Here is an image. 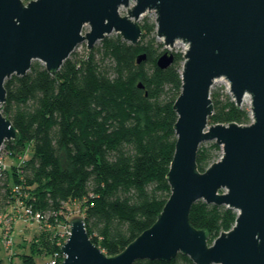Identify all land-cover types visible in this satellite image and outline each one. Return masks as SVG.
<instances>
[{
    "label": "water",
    "instance_id": "95a60500",
    "mask_svg": "<svg viewBox=\"0 0 264 264\" xmlns=\"http://www.w3.org/2000/svg\"><path fill=\"white\" fill-rule=\"evenodd\" d=\"M151 11L165 47L157 66L171 64L176 42L185 46L172 105L176 140L165 174L170 194L152 225L116 254H106L89 237L83 217L72 216L59 264L168 262L178 254L193 264H264V0H0V150L19 138L2 112L5 79L25 75L33 60L55 75L79 43L90 50L112 32L136 44L139 19ZM84 25L89 30L82 33ZM145 58L139 54L136 63ZM218 78L236 105L249 96L248 124L209 123L210 88ZM208 141L221 147V155L200 171L197 151ZM199 199L237 212L232 227L210 244L206 230L189 221Z\"/></svg>",
    "mask_w": 264,
    "mask_h": 264
},
{
    "label": "trees",
    "instance_id": "16d2710c",
    "mask_svg": "<svg viewBox=\"0 0 264 264\" xmlns=\"http://www.w3.org/2000/svg\"><path fill=\"white\" fill-rule=\"evenodd\" d=\"M146 20L136 44L110 34L82 56L71 53L55 75L33 60L25 75L5 79L2 112L19 138L5 141L1 151L19 161L0 170V215L14 217L15 206L26 207L39 227L29 253L20 255L22 264H37L35 256L50 260L55 253L60 263L64 238L59 233L73 216L72 203L91 240L106 254H116L152 225L167 200L165 174L176 140L172 105L184 58L172 50L171 64L159 68L156 60L165 49L154 21ZM142 53L145 60L136 63ZM210 97L209 123L251 121L249 111L221 89ZM220 151L213 141L202 143L198 169L203 171ZM236 216L232 208L199 199L189 221L206 230L210 244ZM133 264L193 262L178 254L168 262L139 259Z\"/></svg>",
    "mask_w": 264,
    "mask_h": 264
},
{
    "label": "rangeland",
    "instance_id": "374dc122",
    "mask_svg": "<svg viewBox=\"0 0 264 264\" xmlns=\"http://www.w3.org/2000/svg\"><path fill=\"white\" fill-rule=\"evenodd\" d=\"M120 13L124 14L125 8L120 7ZM154 18H155V14L153 11L146 12L140 17L139 23L145 22L146 19H148L146 20V22L154 21ZM87 30H89V26L84 25L82 28V33H84ZM110 34H115V32H112ZM157 40L161 41L158 38ZM99 41L95 42L94 45L98 44ZM162 49H165V47L163 46ZM184 49H185V46L181 42H176L174 46L171 48V50L173 51H180V52H183ZM87 51L89 50H87L86 48V42L82 41L74 48L72 54L76 56H82ZM218 89H221V91H223L224 93L229 94L227 82L223 78H218L213 82L210 88V92L213 90H218ZM240 106L247 109L250 115L249 96H244L242 100V104ZM208 142H211V141H208ZM204 143H207V142H204ZM29 153L28 152L24 153V156L26 155L27 157L28 155H30ZM220 155H221V151L218 153V157L216 158V160L220 157ZM18 161H19L18 157L9 156L6 152H4L3 150L2 151L0 150V164L2 165V167L8 168L9 170L10 166L14 163H17ZM20 209L21 207L15 206L13 208V213H12L14 217L12 216L7 217L8 222H9L8 223L9 227L7 230L8 236L10 237L9 245L5 244L4 242L3 231H2V228H3L2 220L3 219L0 218V264H22L20 255L24 253H29L30 246H31L30 240L33 238L36 232H39L38 231L39 227L35 220H32L28 216L18 215ZM69 211L72 212L73 216L79 215L77 203H72V205L69 206ZM0 216L4 217L3 215H0ZM62 229L63 231L59 233V237H61V239L64 238V241H65L67 234H68L67 232L69 230V225L67 224V226H65ZM48 231L50 230L48 229ZM34 260L37 264H44L48 260V256H35Z\"/></svg>",
    "mask_w": 264,
    "mask_h": 264
},
{
    "label": "built area",
    "instance_id": "2783aa9c",
    "mask_svg": "<svg viewBox=\"0 0 264 264\" xmlns=\"http://www.w3.org/2000/svg\"><path fill=\"white\" fill-rule=\"evenodd\" d=\"M15 189H16V187H15ZM29 213H30V210L28 208L21 207V209L19 210V214L18 215L19 216H24V215L25 216H29ZM0 218L3 219L2 220L3 221L2 222L3 239H4L5 244L9 245L10 244V237L8 236V232H7L8 227H9V225H8L9 222H8L7 217H5V216L4 217L0 216ZM68 232H69V230H68ZM59 254H60V252H59ZM57 255L58 254L55 253V255L50 260L45 262V264H58L59 257Z\"/></svg>",
    "mask_w": 264,
    "mask_h": 264
}]
</instances>
